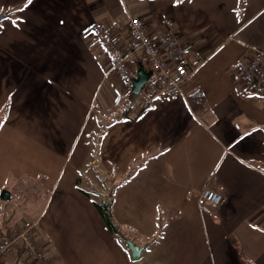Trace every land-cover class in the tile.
Returning a JSON list of instances; mask_svg holds the SVG:
<instances>
[{"label":"crops","instance_id":"1","mask_svg":"<svg viewBox=\"0 0 264 264\" xmlns=\"http://www.w3.org/2000/svg\"><path fill=\"white\" fill-rule=\"evenodd\" d=\"M26 3L0 0V170L39 196L30 219L47 255L57 264H264V97L238 71L242 56L264 49V0ZM138 16L154 35L171 20L193 72L176 95L134 113L90 27L131 50ZM133 58L145 66L140 51ZM197 90L202 108L189 99ZM205 188L223 193L217 208L200 200ZM106 198L121 235L96 207ZM21 222H0V239ZM126 238L144 246L140 260ZM0 264L33 263L15 252Z\"/></svg>","mask_w":264,"mask_h":264},{"label":"built area","instance_id":"2","mask_svg":"<svg viewBox=\"0 0 264 264\" xmlns=\"http://www.w3.org/2000/svg\"><path fill=\"white\" fill-rule=\"evenodd\" d=\"M162 23L167 29L154 35L147 31L141 17L131 18L129 22V32L133 39L131 50L124 49L105 26L94 23L90 27V33L102 44L109 61V70L121 81L127 97L132 92L137 76L133 58L135 51L141 52L146 69L151 71L148 82L141 92L131 99L129 108L134 113L153 106L156 98L165 100L176 95L182 83L193 72V69L186 65L185 47L179 36L171 29V20L164 19ZM252 51L253 55L250 58L247 56L240 58L238 71L246 91L264 97V49L252 48ZM126 93L117 95L114 102L116 106H120L126 100ZM200 200L209 207L217 208L223 201V193L205 188ZM36 224V221L24 220L10 234L2 237L0 259H6L21 250L33 264H57L37 240L34 233Z\"/></svg>","mask_w":264,"mask_h":264},{"label":"rangeland","instance_id":"3","mask_svg":"<svg viewBox=\"0 0 264 264\" xmlns=\"http://www.w3.org/2000/svg\"><path fill=\"white\" fill-rule=\"evenodd\" d=\"M5 174L6 173L3 171V169H1L0 195L3 190H7L10 193H12V199L11 200L9 199L10 201L8 200L6 201V200H1L0 198V203H3L4 205V207H0V217H1L0 222L5 223L7 225H12L16 223V221L19 222L24 220H31L30 218H32L35 215V211L37 209L35 208L31 209L30 204L35 202V200H37L39 196H37L36 193L32 192L34 190L32 189L33 187L30 188V186H27L21 182H14V180L12 179L6 181L8 177H6L7 175L4 176ZM83 180H85V174ZM94 180H96V183L100 182L99 178L95 177ZM10 210H12L13 212L11 213ZM6 217H7V221H6ZM160 235L161 233L157 234L158 239L162 238Z\"/></svg>","mask_w":264,"mask_h":264},{"label":"water","instance_id":"4","mask_svg":"<svg viewBox=\"0 0 264 264\" xmlns=\"http://www.w3.org/2000/svg\"><path fill=\"white\" fill-rule=\"evenodd\" d=\"M6 17L5 15H0V22ZM151 75V71L146 69L143 62L138 63L137 68V76L134 79V87L132 88V92L134 94H139L142 90V88L145 86V84L148 82V79ZM11 197V193L7 190H3L0 198L2 200H9ZM126 244L128 246V249L130 250L131 256L134 260H140L142 251L144 249V246H140L136 244L133 240L130 238H126Z\"/></svg>","mask_w":264,"mask_h":264},{"label":"trees","instance_id":"5","mask_svg":"<svg viewBox=\"0 0 264 264\" xmlns=\"http://www.w3.org/2000/svg\"><path fill=\"white\" fill-rule=\"evenodd\" d=\"M139 61H141V58H137ZM143 61V60H142ZM130 98H133L135 96H137L136 94H134L133 92H130ZM190 101L192 102V104L194 106H197L198 108H202L204 106V96L201 93V91L197 90L195 92H193L190 97H189ZM128 112V110H123L121 113L119 114H126ZM96 207L98 209V211L100 212V214L102 215L104 221L106 222L107 226L109 227V229L114 232V233H119L121 235L120 229L118 227V225L116 224V222L113 219L112 216V212H111V200L109 198L103 199L101 201H96ZM12 231H9V234ZM7 236V235H6ZM123 238V237H122ZM20 252L24 255L23 251H17ZM25 257V256H24ZM26 260L27 257H25ZM30 261V260H29Z\"/></svg>","mask_w":264,"mask_h":264},{"label":"snow or ice","instance_id":"6","mask_svg":"<svg viewBox=\"0 0 264 264\" xmlns=\"http://www.w3.org/2000/svg\"><path fill=\"white\" fill-rule=\"evenodd\" d=\"M32 2V0H27V3L25 4V8ZM177 2H182V0H177ZM24 9H19V11H23ZM13 24L15 25L16 24V21H13ZM2 126V125H0Z\"/></svg>","mask_w":264,"mask_h":264}]
</instances>
